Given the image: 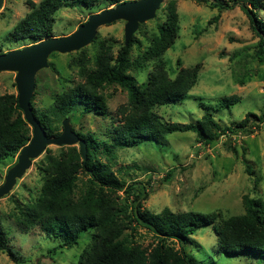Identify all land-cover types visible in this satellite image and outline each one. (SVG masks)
I'll list each match as a JSON object with an SVG mask.
<instances>
[{
    "label": "rangeland",
    "instance_id": "obj_1",
    "mask_svg": "<svg viewBox=\"0 0 264 264\" xmlns=\"http://www.w3.org/2000/svg\"><path fill=\"white\" fill-rule=\"evenodd\" d=\"M33 1L38 5L42 0ZM168 1L165 0L153 19L141 23L134 33L140 42L133 45L132 58L145 50L153 33L157 32V24L164 21ZM175 1L181 27L179 37L160 61L172 78L180 67L199 64L200 70L196 83L183 99L159 105L155 110L164 120L178 123L196 122L211 111L222 127H233L234 132L221 134L218 140L206 143L192 131H179L168 134L166 144L144 141L131 147L114 148L112 169L126 185L134 181L145 183L150 195L142 207L150 211L160 212L169 207L175 212L218 213L220 218L243 214L246 210L244 196L264 202V122L255 123L256 117L249 116L247 127H237L248 113L257 116L264 113V60L257 57L259 36L240 6L225 10L210 1ZM26 3L27 0L3 1L0 52L35 43L28 39L15 41L11 37L16 23L30 11ZM107 6L106 3L91 8L81 3L62 6L55 13L53 36L72 33L91 14L111 7ZM257 9L258 17L264 20V0ZM124 26L123 20L102 26L96 38L81 49L89 59L88 67L93 66L104 41L112 44L114 51L123 45ZM81 50L51 55L49 66L37 73L35 106L38 109L47 108L56 93L83 80L75 62ZM155 63L151 61L142 68L132 69V73L139 82H144ZM15 75L11 71L0 72V95L17 94ZM102 92L109 115H84L78 110L72 116V124L76 131L93 132L99 139H107L113 131L112 118L116 117L119 105L127 101L128 93L118 85H106ZM232 94L240 95L241 100L230 107H221L220 100ZM47 149L53 153L59 151L56 145H49ZM45 153L33 161L10 193L0 199V221L8 234L6 250L0 252V264H76L82 251L89 247L93 231L83 232L77 245L50 253L48 250L56 246L59 239L48 236L39 224L27 229L15 220L16 205L39 193L43 174L38 165ZM17 155L0 164V185ZM107 156L101 153L106 161ZM87 179L85 173L80 174L76 196L84 191ZM120 194L124 196L123 191ZM135 236L144 246L157 240L141 227ZM174 244L179 248L178 243ZM182 249L201 264H264V258L252 252L235 255L222 252L212 226L199 228L193 242Z\"/></svg>",
    "mask_w": 264,
    "mask_h": 264
},
{
    "label": "trees",
    "instance_id": "obj_2",
    "mask_svg": "<svg viewBox=\"0 0 264 264\" xmlns=\"http://www.w3.org/2000/svg\"><path fill=\"white\" fill-rule=\"evenodd\" d=\"M123 1L126 0H42L37 5L33 0H27L30 11L16 23L11 37L15 41L38 42L53 36L55 13L64 5L81 3L91 8L106 3L109 7ZM195 1H210L213 6L225 10L240 6L259 36L257 57L264 60V20L257 13L261 0ZM165 8L164 21L157 24V32L136 58L131 55L133 45L140 42L135 34L117 51L104 41L93 66H87L89 59L84 50L75 60L82 81L56 93L51 105L45 109L35 106V92L31 99L34 114L46 133L52 136L59 135L63 119L70 117L72 122V116L78 110L84 115L108 116L107 101L102 92L106 85H118L128 93L127 101L119 105L116 117L112 118L113 131L107 139H99L93 132L76 131L73 126L87 143L86 161L76 145L59 147L57 153L46 149L38 165L43 174L38 195L15 207L14 217L18 225L28 229L39 224L48 236L59 239V243L48 250L50 253L77 245L83 232L93 231L89 247L82 251L76 264H201L182 248L191 244L193 235L204 226L214 228L219 249L225 254L252 252L264 258L262 200L246 195L245 212L226 218H220L218 213L175 212L169 207L153 212L142 207L150 195L145 183L134 181L126 185L112 169L114 148L131 147L144 141L166 144L168 134L179 131H192L206 143L218 140L221 134L234 132L233 127H222L211 111L196 122L178 123L164 120L155 110L159 105L174 104L183 99L196 83L200 70L199 64L180 67L172 78L160 61L179 37L181 28L176 1L169 0ZM151 61L156 63L147 80L139 82L132 69L142 68ZM178 62L181 61L178 59ZM240 100V95L232 94L223 97L219 104L230 107ZM249 116L256 117L253 119L255 123L264 122V113L259 116L248 113L237 127H247ZM31 136L32 128L23 117L18 94H1L0 164L19 153ZM101 153L108 155L107 161ZM81 173H85L88 179L84 191L76 196ZM139 227L150 231L156 242L147 246L139 242L135 236ZM7 241V231L0 221V252L6 250ZM174 243H178L179 248Z\"/></svg>",
    "mask_w": 264,
    "mask_h": 264
},
{
    "label": "water",
    "instance_id": "obj_3",
    "mask_svg": "<svg viewBox=\"0 0 264 264\" xmlns=\"http://www.w3.org/2000/svg\"><path fill=\"white\" fill-rule=\"evenodd\" d=\"M4 0H0V9ZM165 0H126L109 8L91 14L76 30L68 35L51 36L23 48L0 54V72L11 71L15 75L19 107L23 117L32 128L30 141L24 145L16 162L7 170L0 185V199L10 193L17 180L32 166L33 161L41 156L49 145L78 146L83 161L87 159V143L73 130L70 117L62 121L63 129L59 135L49 136L36 117L31 106L35 92L37 73L49 66L53 53H71L89 45L97 36L102 26L115 21H125V44L144 23L156 16Z\"/></svg>",
    "mask_w": 264,
    "mask_h": 264
}]
</instances>
